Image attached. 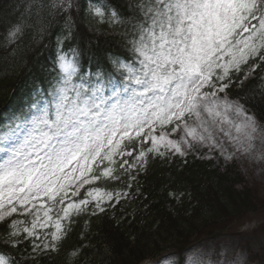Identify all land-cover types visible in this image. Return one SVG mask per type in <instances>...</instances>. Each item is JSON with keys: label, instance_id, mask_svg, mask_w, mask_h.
Segmentation results:
<instances>
[{"label": "snow or ice", "instance_id": "obj_1", "mask_svg": "<svg viewBox=\"0 0 264 264\" xmlns=\"http://www.w3.org/2000/svg\"><path fill=\"white\" fill-rule=\"evenodd\" d=\"M71 7V0H34L29 15L46 31ZM130 9L123 19L110 12L109 22L125 25L122 39L130 53L111 59L114 73H84L74 49H58V71L47 86L34 88L23 108L0 121L6 245L30 240L33 254L58 251L74 216L104 213L128 195L98 183L143 170L149 154L207 149L226 162L264 160V125L227 94L264 66V0H135ZM92 11L104 19L100 7ZM25 26L12 25L8 40H18ZM64 28L67 39L70 18ZM0 264H9L4 255ZM218 264L245 261L241 255Z\"/></svg>", "mask_w": 264, "mask_h": 264}, {"label": "trees", "instance_id": "obj_2", "mask_svg": "<svg viewBox=\"0 0 264 264\" xmlns=\"http://www.w3.org/2000/svg\"><path fill=\"white\" fill-rule=\"evenodd\" d=\"M21 1L0 0V121L23 108L34 88L47 86L56 68L58 49H74L84 73H114L111 59L130 56L122 39L125 25L108 18L101 21L91 14L89 4H102L123 19L131 15L130 5L135 0H73L67 12L71 35L61 44L58 37L62 32L66 36L67 30L55 25L57 18L46 25V31L34 30L25 22ZM21 21L26 25L23 35L10 42L8 30ZM233 80L237 81L236 75ZM236 83L227 93L264 125V66L241 87ZM105 86L111 88L112 84L106 79ZM118 174L120 180L102 181L98 186L128 195H122L118 202L113 200L114 206L104 213L74 216L73 222L66 224L67 235L58 251L33 254L30 240L15 248L6 245L7 226L0 224V255L9 264H138L163 251L182 252L202 237L215 235L251 212L264 209V195L246 180L235 162L222 163L194 153L149 154L143 170L132 168ZM76 249L79 254L72 256ZM255 256L264 264L263 254Z\"/></svg>", "mask_w": 264, "mask_h": 264}, {"label": "rangeland", "instance_id": "obj_3", "mask_svg": "<svg viewBox=\"0 0 264 264\" xmlns=\"http://www.w3.org/2000/svg\"><path fill=\"white\" fill-rule=\"evenodd\" d=\"M33 2L34 0H22L23 7H21V11L24 13L23 17H26L25 22L32 29L37 30L39 27L35 25L34 17L29 15L30 12H34V9L30 8ZM95 7H100L105 12V16H110L111 11L107 13L101 5L92 2L90 3L91 13H93L92 9ZM67 12L61 14L63 18L57 17V22H55V25L57 23L62 25L63 31L67 20ZM59 37L63 39L65 34L62 32ZM105 93L110 94V91L105 88ZM161 150L164 149L161 148ZM260 150L261 145L257 141V151ZM191 153L201 157L217 158L225 163L232 162H226L223 157L218 156V153H208L207 149H200ZM233 161L239 164L246 180L257 186L264 195V160L241 156ZM256 253L264 255V209L237 220L236 223L213 236L203 237L193 243L184 251L183 264H218V262L225 260L232 262L241 255L245 264H257L254 260V254ZM178 260L179 255L175 251H170L161 257L151 258L150 261H145L142 264H178Z\"/></svg>", "mask_w": 264, "mask_h": 264}]
</instances>
